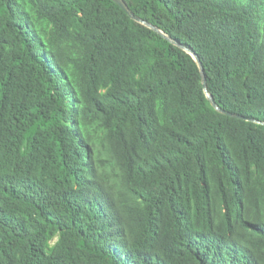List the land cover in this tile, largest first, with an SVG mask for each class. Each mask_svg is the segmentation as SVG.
<instances>
[{
  "label": "trees",
  "instance_id": "obj_1",
  "mask_svg": "<svg viewBox=\"0 0 264 264\" xmlns=\"http://www.w3.org/2000/svg\"><path fill=\"white\" fill-rule=\"evenodd\" d=\"M124 1L0 0V264H264V0Z\"/></svg>",
  "mask_w": 264,
  "mask_h": 264
},
{
  "label": "water",
  "instance_id": "obj_2",
  "mask_svg": "<svg viewBox=\"0 0 264 264\" xmlns=\"http://www.w3.org/2000/svg\"><path fill=\"white\" fill-rule=\"evenodd\" d=\"M115 3H117L123 10H125L127 12V14L134 20L138 21V22H141L151 28H153L154 30H157V28L153 25H151L150 23L146 22L145 20L139 18L138 16H136L132 11L131 9L127 6V4L125 3L124 0H113ZM167 37V36H166ZM169 38V37H167ZM173 43L179 45L180 47H183L182 45H180L178 42L174 41V40H171ZM184 48V47H183ZM191 56L193 57V59L196 61L197 65H198V68H199V72H200V77H201V82H202V86H203V89L205 92L206 91V83H205V75H204V72H203V67L201 65V62L198 58V56L192 52V51H189L187 50ZM206 96L210 102V104L218 111L224 113V114H227V115H231V116H235V117H239V118H243V119H246L245 116L243 115H240V114H237V113H232L230 111H227V110H224V109H221L214 101L213 97L211 95H209L208 93H206Z\"/></svg>",
  "mask_w": 264,
  "mask_h": 264
}]
</instances>
